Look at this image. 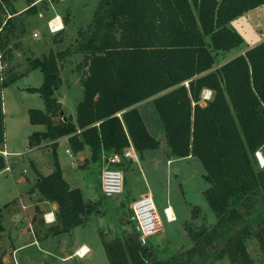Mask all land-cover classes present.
Instances as JSON below:
<instances>
[{
    "label": "trees",
    "instance_id": "obj_1",
    "mask_svg": "<svg viewBox=\"0 0 264 264\" xmlns=\"http://www.w3.org/2000/svg\"><path fill=\"white\" fill-rule=\"evenodd\" d=\"M14 1L0 0V146L5 141L3 89L21 76L5 78L1 68L18 47L9 45L10 27L24 12L37 14L38 3L45 0H26L28 7L20 13ZM262 4L264 0H103L86 31L79 32L85 73L75 120L63 119L55 96L62 84V54L28 58L29 70L39 68L43 81L26 89L44 102V109H28L29 122L45 126L28 136V146L47 141L53 159V170L38 173L32 189L41 200L57 205L56 223L43 239L86 224L103 204L102 199L86 201L81 188L63 177L59 138L68 136L73 153L88 150L84 163L99 168L104 156L130 143L142 157L158 149L160 141L148 131L136 104L154 97L171 156H193L204 167L209 187L203 194L216 221L186 227L192 246L171 260L157 259L151 247L141 245L134 227L111 238L99 229L109 264H209L224 256L231 264H254L247 249L252 241L264 257V165L256 158L257 151L264 154V40L213 68L217 52L243 42L229 22ZM205 89L211 91L209 98H203ZM4 167L0 154V170ZM16 203L0 207V239L3 209ZM199 211L193 208V219ZM3 256L0 251V264H5Z\"/></svg>",
    "mask_w": 264,
    "mask_h": 264
},
{
    "label": "rangeland",
    "instance_id": "obj_2",
    "mask_svg": "<svg viewBox=\"0 0 264 264\" xmlns=\"http://www.w3.org/2000/svg\"><path fill=\"white\" fill-rule=\"evenodd\" d=\"M102 3L103 0H45L38 3V11L42 13L41 16L38 13L28 14L25 12L22 14L16 20V24L10 27L12 33L10 34L9 45L15 43L18 47L14 48L9 56L6 55L7 61L5 60L3 64L4 77L10 78L28 70V58H41L50 51L61 53L62 58L58 60V63L63 85L59 91L55 92V96L59 100L65 99L67 107L62 112L63 119L71 118L73 120V117L75 119L77 103L83 97V86L79 82L85 73V68L82 66L83 54L78 52L84 36H81L79 32L86 31L93 20L95 12L101 7ZM19 5L26 6V0H21L18 3ZM55 13L62 15L64 20V29L57 34L50 33L47 29V20ZM4 17L6 18V14ZM22 19L23 32L21 31L22 26L18 27ZM35 32L37 36H34ZM228 57L229 55L226 52H217L213 68L223 64ZM42 78L43 74L40 69H35L28 75L16 78V82L10 83L3 89L2 96L7 106L11 107L14 103L17 105L14 109L9 108L6 115L9 142L14 149L26 150L28 147V136L25 137L24 133L29 129L28 121L24 119L23 107L31 105V107L38 108L37 106L43 104V99L39 93L20 90L18 86L30 85L37 87L40 85L41 82L39 81ZM204 96L209 97L210 92L206 91L203 98ZM21 103H23L22 106ZM137 108L141 112L148 131L160 141V146L158 149L149 150L145 154V159L143 157L145 162L138 156V159L131 160L128 164L121 166L124 172L123 192L113 197L104 196L100 190V174L103 165L99 168L93 163H84V160L89 158L90 155L86 151H82L77 155L72 151L70 155L66 152L70 158L68 162L70 168L68 166L66 168L68 179L71 182L70 185L80 187L86 201L102 199L103 204L100 206L99 213L93 217L91 222L77 226L73 233L63 232L64 234L50 236L48 240L44 238L45 241H41V246L49 248L51 253L48 255L44 251H39L35 244H29V242L34 237L37 240L38 236L41 238L39 240H44L42 236L46 233L48 226L56 223V211L53 221L47 224L40 212L35 210L36 214L34 215L31 208H29V211L25 208L22 211L20 206L19 209L22 213L16 215L14 219L7 216L2 220L7 229V233L4 234L0 242V251L3 254L8 250V247L14 244H26L18 249L17 257L20 264H87L88 257L83 259L74 257L66 262L60 261L59 257L65 253L63 252L65 248L69 249L75 240L79 242L84 240L90 243L95 236V230L99 231L100 229L107 238H111L116 234L125 236L134 227L132 216L130 218L132 203L146 196L147 193L154 198L164 224L163 231L151 237L150 242L144 244V246L151 247V252L157 259L171 260L173 255L180 254L192 246L186 227L211 226L216 221L215 214L203 194V191L209 187V183L203 177L205 169L201 162L196 157L172 159L162 133L164 131L163 125L154 109V105H151V99L140 103ZM16 113L17 115H14ZM13 115L16 118H12ZM55 119L58 120L59 117ZM12 131H14L13 135ZM39 148L43 149L45 159L47 155H50V163L53 162L48 142H42ZM46 148H49L48 154ZM60 149L62 162H64L63 142L59 147ZM259 153L264 158L262 151L259 150ZM22 156L24 159L20 158ZM25 156L26 151L13 157H19L16 171L21 172L23 166H26L25 160L27 157ZM153 157H156V160ZM257 160L261 165L258 158ZM31 173V169L28 168V174ZM25 202L28 203L27 200ZM167 205L173 207L177 217L176 221L171 223L166 221L163 213V207ZM13 206L14 204H11L9 209L14 210ZM195 206L199 207L200 211L197 218L193 219L192 211ZM22 229L25 232L18 234V231ZM26 229H29L31 233L27 232ZM91 246L94 253L93 262L97 264L105 258L104 260L109 264L103 247L102 251L96 239L93 240ZM247 249L254 264H264L263 254L255 241L248 243ZM11 260L13 261V259ZM209 264H231V262L227 256H224L219 260L211 262L209 260Z\"/></svg>",
    "mask_w": 264,
    "mask_h": 264
},
{
    "label": "crops",
    "instance_id": "obj_3",
    "mask_svg": "<svg viewBox=\"0 0 264 264\" xmlns=\"http://www.w3.org/2000/svg\"><path fill=\"white\" fill-rule=\"evenodd\" d=\"M20 2H21V0H16V2H14V4H13L17 13L23 12L28 7L27 5L24 7H23V5L18 6V3H20ZM228 25L230 27H232L233 29H235L242 36L243 42L239 46H237V47H235L229 51H226V53L229 55L227 60H229L230 58H232L238 54L244 53L247 49L251 48L252 46H254V45H256V44H258L264 40V4L254 8V9H251V10L243 13L242 15L234 18L233 20H231L229 22ZM37 69H39V68H37ZM33 70H35V69H31V70L28 69V70L24 71L23 73H19V74H21V76L28 75ZM16 80L14 82H16ZM42 81H43V78L39 82L42 83ZM41 83H40V85H41ZM62 85H63V80H62L61 86ZM61 86H60V88H61ZM18 87L20 90L28 91L26 88L34 87V86L23 85V86H18ZM60 88L58 89V91L60 90ZM206 91H209L210 95H211V91L208 89L204 90V94ZM209 97L204 96V98H209ZM153 98L154 97L148 98V99H151V105L153 104L152 103ZM148 99H146V100H148ZM146 100H144V101H146ZM59 101L61 102L63 110H65V108L67 107V105L65 104V99L64 100L60 99ZM144 101H141L138 104H136V107H137V105H139L140 103H142ZM22 105H23V103H21V106ZM16 107H17V105L15 103L11 107H8L6 102H5V99L3 100V112H4V116H5V120H4V122H5V141H4V144L2 146H0V148H1V150L4 149L6 152H8V154L5 155L4 158H5L6 166H8L9 169H5V167H4L2 170H0V204H1L0 207L3 204H5L4 201L8 202V201L16 199L17 203L13 206L14 210L3 209L2 220L7 216L12 217L14 219L16 215H19L20 213H22L24 208L27 209L28 211H29V208H31L33 214L35 215L36 214V212H35L36 207H38L39 211L42 214V217H43L45 223L49 224L51 222L46 221L44 216H45V214H49L48 215L49 218L50 217L54 218V213L57 210V205H56V203L49 202L46 200L42 201L40 199L39 195L37 194L36 189H32V187L34 186V184L38 180V176H37L38 173H40L42 175H47L53 170V164H52L53 162L50 163V160H49L50 155L49 156L47 155L46 156L47 158L45 159L44 153L42 152L43 149H40L39 147H31L30 148L28 146L26 150L25 149H14V147L10 144V142H9V131L7 129V117H6V115L8 113L9 108L14 109ZM37 107L40 109H44V102H43V104H41ZM29 108H31V105L30 106L25 105L23 107L24 115H25L24 119H25V121H28V129H29L26 133H24L25 137L29 136L33 131H36V130L42 131L45 129L44 125L31 124L29 122V117H28V109ZM13 113H14V110H13ZM14 115H17V113ZM14 115L11 117L13 118ZM26 117H27V119H26ZM14 118H16V116ZM75 118H76V116H75ZM73 120H75L74 117H73ZM14 127H15V125H14ZM13 132L14 131H12V135H13ZM162 133L164 135V131ZM164 139H165V137H164ZM25 140H26V138H25ZM27 142H28V140H27ZM43 142H45V141H43ZM62 142H63L64 154H65V157H63L64 162H62V156L60 154L61 149L59 150V147H61ZM67 147H68V136H63V137L59 138L58 149H57L58 159H59L60 166L62 168L63 177L70 184L71 182L69 181L68 175L66 173L67 166H68V168H70L69 164H68L70 158H69L68 154L66 153ZM25 151H26L25 157H27V159L25 160L26 166L24 165L22 171L18 172V171H16V164L19 161V157L18 158H13V157L19 156L22 154V152H25ZM84 151H86L89 154L88 150H84ZM46 152H47V154L49 153V148H46ZM79 153L80 152L74 153V154L77 155ZM146 153H148V151L143 152V155L140 158L143 159V157H144V159H145ZM23 156L20 158L24 159ZM138 156H139V154H138ZM185 158L186 159L187 158H193V156H188ZM144 159H143V161H144ZM153 159L156 160V157H153ZM172 159H176V158L172 157ZM39 160H40V162H39ZM129 161H131V160H129ZM129 161H125L123 164H128ZM28 168L31 169V171H32L31 174H28ZM71 187H73V186H71ZM147 194H149V193H147ZM149 195H151V194H149ZM25 200H27L28 203L25 202ZM20 206L22 207V211L19 209ZM168 207L172 208L173 216H170L172 219H167L166 217L165 218H166L167 222L171 223L172 221H176L177 217H176V214H175L173 207L171 205L164 206L163 207V213H164V210ZM164 216H165V213H164ZM130 218H131V216H130ZM3 226H4V224H3ZM76 227H74L69 232L73 233V231ZM4 228H5V226H4ZM23 230L24 229H22L21 231H18V234L25 232ZM26 230H28L27 232H30L29 229H26ZM95 231H94L95 236L90 243L88 241H84V240H81L80 242L76 241V240L73 241V243L71 244L69 249L65 248V250L63 251L65 253L59 257V260L66 262L69 259L70 260L73 259L74 257H78L79 259H83L85 257H88L87 264H95L93 262L94 253H93V247L91 246V243L93 242V240L96 239L98 246L101 247V250L103 247L102 242H101L100 237H99V234H98V231L97 230H95ZM5 233H7L6 228L2 232L0 242L3 239ZM62 234H64V233H62ZM48 238L46 240H48ZM41 241L43 242V241H45V239L39 240V238H38L36 240L34 237L29 242V244H35L38 247L39 251H44L46 254L49 255V253H51L49 248H43L41 246ZM25 245L26 244H23V245L22 244H19V245L14 244V245L8 247V250L5 252V254L3 256L4 263L5 264H20L18 261V257H17V253L19 251L18 249L25 246ZM82 247H83V251H81V252H84V254H81V252H80ZM10 255L12 258L10 257ZM11 259H13V261ZM104 259L101 260V258H100L101 261H100V263H97V264H105V263L107 264V262ZM41 264H43V263H41ZM44 264H46V263H44Z\"/></svg>",
    "mask_w": 264,
    "mask_h": 264
},
{
    "label": "built area",
    "instance_id": "obj_4",
    "mask_svg": "<svg viewBox=\"0 0 264 264\" xmlns=\"http://www.w3.org/2000/svg\"><path fill=\"white\" fill-rule=\"evenodd\" d=\"M40 0H36L35 3ZM41 16L42 13L38 12ZM47 29L50 33H58L64 29V20L62 15L59 13L53 14L47 20ZM34 36H37V33H34ZM3 68V66H1ZM66 152L70 155L71 150L67 147ZM0 154L3 156L7 155L4 149H0ZM259 151L256 152V157L261 162L259 157ZM138 159V152L134 148L133 144L120 152H112L104 156L103 159V167L101 169L100 174V190L102 194L106 197H113L121 194L124 190V172L121 168V165L125 161ZM262 163V162H261ZM264 165V164H261ZM5 169H9L8 166ZM132 219L134 222V227L137 232V239L141 245L146 244L151 237L156 234H159L164 229V224L161 219L158 207L153 199V197L149 194L143 196L132 203ZM165 217L167 219H172L164 210ZM49 214H45V220L48 222H52V220L48 217Z\"/></svg>",
    "mask_w": 264,
    "mask_h": 264
},
{
    "label": "bare ground",
    "instance_id": "obj_5",
    "mask_svg": "<svg viewBox=\"0 0 264 264\" xmlns=\"http://www.w3.org/2000/svg\"><path fill=\"white\" fill-rule=\"evenodd\" d=\"M259 157H260V159H261V162H262V164H264V158L261 156V155H259ZM166 212H167V214L169 215V216H173V212H172V208H166ZM50 220H52V217H50L49 218ZM85 250V249H84ZM81 251H83V247H82V249L80 250V252ZM81 254H84V252H81Z\"/></svg>",
    "mask_w": 264,
    "mask_h": 264
},
{
    "label": "water",
    "instance_id": "obj_6",
    "mask_svg": "<svg viewBox=\"0 0 264 264\" xmlns=\"http://www.w3.org/2000/svg\"><path fill=\"white\" fill-rule=\"evenodd\" d=\"M261 163V162H260ZM262 164V163H261Z\"/></svg>",
    "mask_w": 264,
    "mask_h": 264
}]
</instances>
